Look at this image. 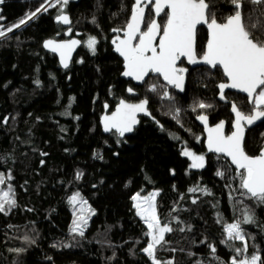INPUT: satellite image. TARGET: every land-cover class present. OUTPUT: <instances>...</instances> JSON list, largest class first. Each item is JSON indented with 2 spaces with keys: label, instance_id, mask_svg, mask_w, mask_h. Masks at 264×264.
<instances>
[{
  "label": "trees",
  "instance_id": "16d2710c",
  "mask_svg": "<svg viewBox=\"0 0 264 264\" xmlns=\"http://www.w3.org/2000/svg\"><path fill=\"white\" fill-rule=\"evenodd\" d=\"M45 1L0 3L5 32L0 38V196L9 192L15 201L0 212V264H154L143 251L151 243L150 230L133 200L149 188L158 190L161 224L172 229L156 246L160 264H232L233 259L238 264L252 255L264 262V203L240 187V172L223 156L204 147L196 121L201 115L212 125L226 121L230 133L231 105L246 115L254 105L232 92L226 93L228 103L218 102L217 85L225 81L219 68L190 69L182 94L158 76L140 87L121 79L123 62L111 40L113 30L128 23L133 0L55 1L38 13ZM209 3L220 23L235 11L230 0ZM259 7L244 0L242 13L264 39ZM61 10L71 18L72 35L83 42L67 70L42 47L47 38L65 39L67 29L55 22ZM150 15L154 18L151 7L146 21ZM21 20L29 21L22 25ZM17 24L22 26L13 27ZM89 37L96 39L94 51ZM206 41L201 27L198 56ZM121 99L148 100L156 122L141 117L124 140L116 133L105 136L100 117ZM263 146L264 120L247 131L244 150L256 156ZM184 147L205 154L202 169L190 168ZM81 202L88 207L86 224L73 231ZM249 216L252 222H245ZM238 222L243 241L228 238L227 225Z\"/></svg>",
  "mask_w": 264,
  "mask_h": 264
},
{
  "label": "snow or ice",
  "instance_id": "6c2138e0",
  "mask_svg": "<svg viewBox=\"0 0 264 264\" xmlns=\"http://www.w3.org/2000/svg\"><path fill=\"white\" fill-rule=\"evenodd\" d=\"M3 0H0L2 3ZM67 4L68 0H57V3ZM235 6V11L228 16L225 22L220 23L216 19L215 12L211 10L209 0H135L130 22L125 28V38L117 37L113 40L116 51L126 62V71L123 75L133 77L137 81H143L150 72L160 74L169 84L183 89L184 73L187 69L177 68V61L186 57L192 64L202 62L212 68L220 66L229 83L219 84L220 98L225 99V89H237L246 93L250 103L254 105L253 114L246 115L237 105L232 104V111L235 113L234 131L230 135L224 133V123L221 122L213 128H208V149L216 153H224L231 157V162L237 166L240 172V187L247 190L250 198H256L264 203V150L258 156L248 155L243 147L245 124L251 125L257 120L264 119V39L254 34L253 29L257 28L255 23L246 24L245 17L241 11L244 0H230ZM254 5L260 6L259 12L264 16V0H250ZM154 3L155 16L164 14L163 24L151 15L145 20V9L149 4ZM44 11L47 9L41 6ZM167 9L168 11H165ZM41 9H37L40 11ZM36 13L29 15L28 19ZM60 21L67 24L69 19L66 15L58 17ZM251 19V17H249ZM25 23L24 20L20 24ZM20 24L13 27H19ZM206 25L209 32V39L204 47L201 60L197 59L196 34L197 26ZM142 27L144 30H142ZM12 29L9 28L8 31ZM114 31H118L115 30ZM264 33V25L259 29ZM5 32L0 30V37ZM157 37L159 40L157 42ZM79 42L72 40L65 43H56L52 40L46 42L45 47L51 48L53 52H59L64 67H68V57L71 51ZM96 44L95 38H90L88 47L93 49ZM152 91L156 90L153 85ZM129 92L132 89H128ZM167 96V92L164 93ZM148 101L143 100L139 104H128L120 101L116 111L111 116L104 117V128L106 131L115 129L120 136L133 130L137 123L136 114L146 112ZM200 108L211 107V105L199 104ZM202 122L207 124L206 116H199ZM183 155L192 159L193 168L204 167L205 158L203 155L185 150ZM223 175V173H218ZM4 183V177L0 175V184ZM197 189H191L196 191ZM10 193L4 192L0 196V212L5 210V204L14 205V199L9 198ZM155 193L145 197L142 201L139 194L133 197L137 201L135 207L138 214L143 218L150 230L151 243L143 250L149 257H152L154 264H160L155 257L156 246L164 241V234L172 229L167 225L161 226L156 214L154 203ZM79 194L71 197L72 202H77ZM86 203V202H83ZM245 222H252L249 216ZM86 224L83 216L79 217L77 227ZM228 238L243 241L240 223L227 225ZM83 235V231H80ZM247 247V245H245ZM215 251V249H213ZM238 252L244 249H238ZM232 264H237L233 259ZM238 264H264L258 255L240 260Z\"/></svg>",
  "mask_w": 264,
  "mask_h": 264
},
{
  "label": "water",
  "instance_id": "95a60500",
  "mask_svg": "<svg viewBox=\"0 0 264 264\" xmlns=\"http://www.w3.org/2000/svg\"><path fill=\"white\" fill-rule=\"evenodd\" d=\"M134 4H135V0H133V5H132V8H131V14H130V17H129L128 23L130 22V19H131V15H132V11H133V6H134ZM149 7H151V9H152V12H153V14H154V18L157 19V21L159 22V17H160L163 13H161V15H160L159 17H156V16H155V12H154V3H153V4H149V5L147 6V8L145 9V19H146V15H147V11H148V8H149ZM233 8H235L234 5H233ZM165 11H168V10L165 9ZM241 11H242V9H241ZM61 15H66V16L68 17V19H69L70 22L67 23V24H65V23H63L62 21H60V20L58 19V17L61 16ZM61 15H58V16L55 18V22L61 24L64 28L67 29V30L65 31V37H66V39L58 40V39H54V38H47L46 40H44V42H43V44H42V47H43L44 51H46V52H48V53H51V54H53V55H55V56L57 57L59 67H60L62 70H67V69L71 66L72 61H73L75 55L77 54L78 50L82 47L83 42H82V40H81L78 36H74V37H72L71 18H70V16H69V14H67V13H63V14H61ZM33 18H34V17H33ZM126 25H127V24H126ZM201 27H204V28L207 30V41H208V39H209V32H208L207 26H206V25H198V26H197V30H198L199 28H201ZM125 28H126V26H125ZM125 28H124V29H121V30H120V29H116V30H118V31H114V30H113V34H114V36H113V38H112V40H111V46H112L113 53L116 54V55L122 60V62H123V63H122L123 71H122V73H121V75H120L121 79H123V80H125V81H128V82H132V84H133L134 86H136V87L143 86V85L145 84V82L149 79L150 76H154V77L158 76V77L161 79V81H162L166 86L170 87L171 89H174L177 93L182 94V93L184 92L185 87H186V84H187V78H188V73H189L190 69H195V68H198V67H207V68H210V69H212V70H215L216 68H219V69L222 71V73H223V69H222L220 66H217L216 68H212L210 65H207V64L203 63L202 60H201V57H202V56L199 57L198 54H197V59H198V60H201V62H199V63H197V64H192L191 62L188 61V59H187L186 57H181V58L177 61V65H176L177 68H184V69H187V71L184 73L183 89L177 88V87H175L174 85L169 84L166 80L163 79V76H162V75H160V74H156V73H151V72H150L146 77H144V80H143V81H137V80H135L133 77H126V76L123 75V72L126 71V62H125L124 58H123V57H122V56L116 51V45L113 44V40H115L117 37H119L120 39H124V38H125V31H124ZM143 29H144V28L142 27V30H143ZM49 40H52V41H54V42H56V43H65V42H70V41H72V40H76V41L79 42V43L74 47V49L71 51L70 56L68 57V60H67L68 67H64V63H63L62 60H61V57H60V53H59V52H53V51L51 50V48H46V47H45L46 42L49 41ZM158 40H159V37H157V42H158ZM207 41H206V43H207ZM205 46H206V44H205ZM196 51H197V34H196ZM182 61H185L186 66H181V65H180ZM223 75H224V73H223ZM224 78H225V81H222V82L218 83V85H217V89H218L217 100H218V102H220V103H222V104H226V103H228V100H227V98H226V93H227V92H232V93H237V94H240V95L245 96V97L248 99L249 103H250V100H249V97L247 96V94H246V93H243V92H241V91H239V90H237V89H225V90H224V96H225V99H221V98H220V89H219V87H218L219 84H221V83H229V82H230V81L228 80V78H227L225 75H224ZM122 100H123L124 102L128 103V104H139L141 101L146 100V99L140 100V101H138V102H130V101L126 100V99H121L120 101H122ZM120 101L117 103V105L114 107V109H113L111 112H108L107 109H106L105 112H104V113L101 115V117H100V126H101V130H102V133H103L105 136H108V135H110V134H112V133H116V134L118 135V137H119L121 140H124L125 138L131 136V135L134 133L135 129L138 127V125H139V123H140V119H141V117L149 118V119L153 120L154 122H156V120L152 117V115H151V113H150V111H149V108H148L149 103H147V105H146V109H147V111H146V112H138V113L136 114V120H137V123L133 125V130H132L131 132H126L123 136H120L119 133H118L115 129H113V130H111V131H106L105 128H104V117H105L106 115H107V116H111V115L116 111V108L119 106ZM147 101H148V100H147ZM250 104H252V103H250ZM230 111H231V114H232V116H233V121H232V124H231L232 131H231L230 133H227V128H228V126H227V122H226V121H220V122H218V123L212 125V124H210V121H209L208 116H206V117H207V124H205V123L202 122L200 119H198V117L196 118L197 124H198V125L202 128V130H203V135H204V147H205L208 151H209V149H208V128H213V127H215L217 124L223 122V123H224V126H225V127H224V133H225V135H230V134L235 130V129H234L235 113L232 111V105H231V109H230ZM253 111H254V110H253ZM253 111H252L251 114H253ZM203 116H205V115H203ZM263 120H264V119L257 120V121H255L253 124H251V125L245 124V132H244L243 147H244V142H245V138H246L247 131H248L249 129H252V128L256 127L257 125H259ZM159 125H160V124H159ZM262 150H264V146L262 147V149L260 150V152L258 153V155L261 153ZM209 152H211V153H213V154H216V155H221V156H223V157H224V158L230 163V165H231L235 170H237L238 172H241V171H242V170L238 169L237 166L231 162V157H228L226 154H224V153H216V152H212V151H209ZM258 155H256V156H258ZM246 191H247V190H246Z\"/></svg>",
  "mask_w": 264,
  "mask_h": 264
},
{
  "label": "rangeland",
  "instance_id": "374dc122",
  "mask_svg": "<svg viewBox=\"0 0 264 264\" xmlns=\"http://www.w3.org/2000/svg\"><path fill=\"white\" fill-rule=\"evenodd\" d=\"M51 0H46L45 1V3H44V5H43V7L44 8H46V9H48V8H51L52 6H53V4H54V2L55 1H57V0H53L52 2H50ZM41 9V8H40ZM44 11V10H43ZM61 13H63V11L61 10L60 11V13L59 14H61ZM30 20V19H29ZM29 20H25V23H23L22 25H24V24H26V23H28V21ZM22 25H20L19 27H21ZM17 29H18V27H17ZM5 36V35H4ZM1 38V37H0ZM90 38H94V37H89L88 38V41H89V39ZM96 40V39H95ZM92 51H93V49H91ZM185 150H188V151H191V152H193V153H195L196 155H203L204 156V158H205V161H204V166H205V164H206V157H205V154L204 153H201V152H196L195 150H193L192 148H187V147H184V148H182L181 149V153H182V155H183V151H185ZM183 157H186L189 161H190V168L191 169H202V168H193L191 165H192V159L190 158V157H188V156H185V155H183ZM157 192H158V190L156 189V188H149V189H146L145 191H144V193H142V194H139V193H137V194H139V197H140V199H141V201L145 198V197H149L150 195H152L153 193H155L156 195H157ZM136 194V195H137ZM135 195V196H136ZM156 195H155V198H154V203H155V208H156ZM136 203H137V201H135L134 200V204L136 205ZM81 204V211H82V213H81V216H83L84 217V219L86 220V218H87V211H88V207H87V205L85 204V203H83V202H81L80 203ZM137 209V208H136ZM137 211H139L138 209H137ZM80 216V217H81ZM234 224V223H233ZM161 226H165V225H163V224H161ZM168 226V225H167ZM82 225H80V229H82ZM169 227V226H168ZM226 229H227V227H226ZM166 234V233H165ZM165 234H164V237H165ZM153 260V259H152Z\"/></svg>",
  "mask_w": 264,
  "mask_h": 264
},
{
  "label": "flooded vegetation",
  "instance_id": "af4514ba",
  "mask_svg": "<svg viewBox=\"0 0 264 264\" xmlns=\"http://www.w3.org/2000/svg\"><path fill=\"white\" fill-rule=\"evenodd\" d=\"M72 37H74V36L72 35ZM65 39H66V37H65ZM205 44H206V43H205ZM199 57H200V56H199ZM180 65H181V66H186L185 61H182Z\"/></svg>",
  "mask_w": 264,
  "mask_h": 264
},
{
  "label": "built area",
  "instance_id": "2783aa9c",
  "mask_svg": "<svg viewBox=\"0 0 264 264\" xmlns=\"http://www.w3.org/2000/svg\"><path fill=\"white\" fill-rule=\"evenodd\" d=\"M53 0H51L50 2H52ZM40 11H43V8L40 10Z\"/></svg>",
  "mask_w": 264,
  "mask_h": 264
}]
</instances>
